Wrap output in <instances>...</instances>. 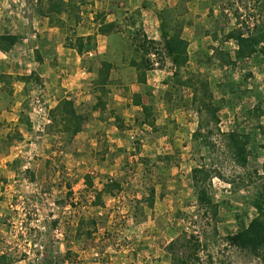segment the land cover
Instances as JSON below:
<instances>
[{"label":"rangeland","instance_id":"obj_1","mask_svg":"<svg viewBox=\"0 0 264 264\" xmlns=\"http://www.w3.org/2000/svg\"><path fill=\"white\" fill-rule=\"evenodd\" d=\"M85 3L0 0V36L19 42L0 49V264H264L234 241L264 221V0H144L155 24L120 10L110 43L126 52L73 115L33 63L40 16L74 30ZM166 33L188 43L181 66ZM72 35L94 59V38Z\"/></svg>","mask_w":264,"mask_h":264},{"label":"crops","instance_id":"obj_2","mask_svg":"<svg viewBox=\"0 0 264 264\" xmlns=\"http://www.w3.org/2000/svg\"><path fill=\"white\" fill-rule=\"evenodd\" d=\"M64 1L66 3L70 2V0ZM153 1L152 7L156 10L163 9L167 5V2H169V0ZM113 2L114 0H90L89 4H82L81 17L76 22V25H78L76 29L75 26L73 27L74 30H70L68 27L70 24H68L69 22L67 23L65 18H63V22L66 24L57 25L52 22L50 15L40 16L39 34L41 36L39 44H36L37 47H35H40L41 55L44 54L45 56L43 55V58L36 59L33 63V68L44 81V92L45 96L48 97L46 101L52 102L53 106L56 107L63 99L73 100L74 102H91L96 99L98 92L95 90V87L98 85L99 74L104 67L105 60L111 61L113 67H116V64L119 65L118 61L113 62L108 57V54L113 52L118 55L125 54L126 52L125 47H114L110 43L114 37H126V30L116 29L114 25L116 22H121L118 14L120 10H139L142 12L144 22L153 20L155 24L156 11L151 7L144 6V0H117L115 3L116 7ZM78 4L80 5L81 2H78ZM84 6H88L89 8L86 13L83 9ZM114 8H116V11L113 10ZM99 12L104 13V18H98ZM108 24H113L114 27L110 28L107 32L101 33L99 31L100 28ZM73 33L78 37L87 38L90 36L94 38L95 45L92 47L94 51L92 53L95 54L94 59L91 61L85 59L84 52L87 51V48L84 51H79L76 47L67 45L66 39L73 36ZM22 45L20 44V46ZM29 48V46H24L22 54H30L32 50ZM12 50L10 49L9 51L12 52ZM53 62L55 63L52 64ZM128 65L130 66L129 68L136 69L132 57L129 58ZM14 72L9 70V73ZM31 72L27 71L26 75L31 74ZM136 84H139L137 79L133 85L135 86ZM117 99L120 100L119 96H117Z\"/></svg>","mask_w":264,"mask_h":264},{"label":"trees","instance_id":"obj_3","mask_svg":"<svg viewBox=\"0 0 264 264\" xmlns=\"http://www.w3.org/2000/svg\"><path fill=\"white\" fill-rule=\"evenodd\" d=\"M61 5H65L66 2L64 0H60ZM111 27H114L113 24L104 25L100 28V32L104 33L110 30ZM93 37H88V39H92ZM17 37L6 35V36H0V41H7L9 43L8 47H3L0 45V49L9 50L15 43L17 42ZM164 39L166 40V48L168 50V53L172 59V61L177 65L181 66L188 60V43L185 39H183L181 36H170L167 33L164 34ZM240 46H243L245 42H251V52L256 50V46H258L261 41L256 40L255 38H245L243 35H240L238 37ZM83 40V39H82ZM79 51H82V44H79L78 47H76ZM64 104L66 106H70L72 108V111H70V114L76 115V112L73 110L74 108V102L72 100L66 99L64 101ZM142 106L143 109H146L147 111V105H145L142 101L138 103ZM80 130V129H77ZM206 198V192L205 190L200 188V199L205 200ZM234 241L240 245L243 248L252 250L257 253L264 252V221L261 219V217H257L253 219V221L250 223V225L237 233L234 236ZM173 264H190L188 261L180 260L179 258H174Z\"/></svg>","mask_w":264,"mask_h":264}]
</instances>
